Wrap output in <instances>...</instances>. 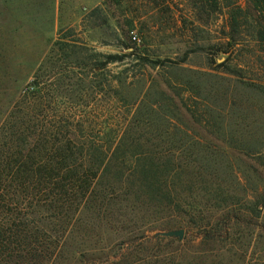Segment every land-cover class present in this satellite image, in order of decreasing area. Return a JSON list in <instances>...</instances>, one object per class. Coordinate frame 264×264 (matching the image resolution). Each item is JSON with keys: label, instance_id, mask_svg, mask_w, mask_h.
I'll use <instances>...</instances> for the list:
<instances>
[{"label": "rangeland", "instance_id": "rangeland-1", "mask_svg": "<svg viewBox=\"0 0 264 264\" xmlns=\"http://www.w3.org/2000/svg\"><path fill=\"white\" fill-rule=\"evenodd\" d=\"M192 2L0 0V139L8 121H33L37 113L51 117L80 114L94 119L97 126L107 116L118 132L135 107L128 105L119 111L113 100L143 95L154 86L156 96L168 106L164 115L170 123L130 129L126 132L130 140L137 138L139 144L163 147L207 140L226 148L237 175L218 170L211 172L205 184L195 180L190 186L183 174L176 181L182 201L179 213L163 215L153 224L151 236L184 230L183 239L171 236L176 240L165 239L163 246L190 256L200 247L203 234L199 226L209 224L208 228L223 234L226 242L239 238L245 244L244 264H264V94L252 89L235 94L236 112L251 108L243 133L234 134L248 153L227 146L218 131L217 115L213 114L207 127L201 110L195 118L190 111L197 106L198 96L206 94L202 86L209 88L214 82L202 73H221L226 61L245 78L264 84V52L245 33L239 43L229 45L225 3L213 13H200ZM239 3L247 7L251 0ZM96 7L102 10L92 14ZM108 54L125 59L109 63L101 71L96 62L106 60ZM141 56L159 63L143 65ZM34 82L35 97L42 102L40 109L28 95ZM120 83L128 87L120 89ZM232 118L229 113L224 119L227 133L236 130ZM93 136L97 138V132ZM193 157L174 159L182 163ZM181 211L193 213L194 219ZM134 227V222L113 220L107 225L97 222L87 232L94 238L93 246L105 244L115 251L114 244L128 240L127 232ZM81 239L74 234L70 252L84 248Z\"/></svg>", "mask_w": 264, "mask_h": 264}, {"label": "trees", "instance_id": "trees-1", "mask_svg": "<svg viewBox=\"0 0 264 264\" xmlns=\"http://www.w3.org/2000/svg\"><path fill=\"white\" fill-rule=\"evenodd\" d=\"M239 2L193 0L192 7L200 13H213L225 3L229 45L239 43L245 33L264 52V0H251L247 7ZM100 10L96 7L92 14ZM105 57L106 60L96 62L101 71L107 64L125 59L119 54ZM139 59L143 65L159 63L143 56ZM222 66L221 73H202L214 82L209 88L202 86L206 94L198 96L197 106L190 111L195 118L201 110L207 127L213 114L217 115L218 131L227 146L248 153L236 142L234 134L243 133L251 108L236 112L235 94L242 89L264 94V84L245 78L228 61ZM127 87L119 84L120 89ZM153 87L131 99L113 100L119 111L128 105L135 107L129 120L121 122L118 132L107 116L101 118L98 126L94 119L80 114L51 117L37 113L33 121L20 118L18 122L6 123L0 139V264L245 263V244L239 238L226 242L223 234L208 228L209 224L199 226L203 234L200 247L190 256L163 246L165 239L175 241V237L151 236L153 224L163 215L179 213L182 201L176 181L183 174L190 186L195 180L205 184L211 172L237 175L234 164L227 159L226 148L207 140L197 139L179 147L147 146L139 144L137 138L130 140L126 133L130 129L170 123L164 115L168 106L156 96ZM36 92L34 82L28 95L40 109L42 102L35 97ZM229 113L236 130L227 133L223 123ZM120 132L123 135L118 137ZM181 155L195 157L176 162L174 157ZM188 190L192 194L190 187ZM184 213L194 219L193 213ZM146 218L148 221L144 222ZM113 220L134 222L135 230L127 232L128 240L114 244L115 251L105 244L93 246L94 238L87 228ZM136 220L143 222L137 225ZM75 233L82 236L84 248L70 252L69 243Z\"/></svg>", "mask_w": 264, "mask_h": 264}, {"label": "water", "instance_id": "water-1", "mask_svg": "<svg viewBox=\"0 0 264 264\" xmlns=\"http://www.w3.org/2000/svg\"><path fill=\"white\" fill-rule=\"evenodd\" d=\"M156 235L157 236L158 235H163V236H168V237L176 236V237H179L180 239H183V237H184V230H182V229H179V230H170V231L160 232V233H158Z\"/></svg>", "mask_w": 264, "mask_h": 264}]
</instances>
